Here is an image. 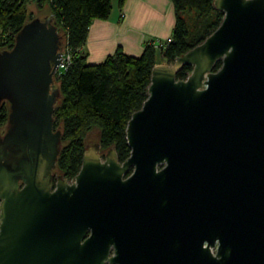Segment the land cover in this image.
Here are the masks:
<instances>
[{
  "label": "water",
  "instance_id": "1",
  "mask_svg": "<svg viewBox=\"0 0 264 264\" xmlns=\"http://www.w3.org/2000/svg\"><path fill=\"white\" fill-rule=\"evenodd\" d=\"M214 6L220 27L154 67L131 156L97 146L55 188L62 37L35 19L0 53V105L37 109L18 116L31 155L0 164V264H264V0Z\"/></svg>",
  "mask_w": 264,
  "mask_h": 264
},
{
  "label": "trees",
  "instance_id": "2",
  "mask_svg": "<svg viewBox=\"0 0 264 264\" xmlns=\"http://www.w3.org/2000/svg\"><path fill=\"white\" fill-rule=\"evenodd\" d=\"M177 15L172 42L160 47L147 44L140 57L127 55L122 48L101 64H88L84 47L95 20H108L113 0H36L40 10L48 7L53 24L72 54L69 69L59 75L62 100L56 120L68 142L58 168L68 181L80 173L86 152V136L98 127L101 145L114 148L123 163L131 156L127 128L133 114L149 98L153 69L166 62L174 64L190 50L204 43L222 24L225 14L216 10L214 0H171ZM125 0L120 1L121 8ZM30 0H0V53L12 50L18 34L30 16ZM35 20V19H34ZM219 62L215 71L220 70ZM184 66L178 79L193 72Z\"/></svg>",
  "mask_w": 264,
  "mask_h": 264
},
{
  "label": "crops",
  "instance_id": "3",
  "mask_svg": "<svg viewBox=\"0 0 264 264\" xmlns=\"http://www.w3.org/2000/svg\"><path fill=\"white\" fill-rule=\"evenodd\" d=\"M120 1L116 5L113 0L108 20H95L91 25L84 47L90 65L105 62L119 48L140 57L147 44L157 46L172 38L177 15L171 0H125L122 8Z\"/></svg>",
  "mask_w": 264,
  "mask_h": 264
},
{
  "label": "flooded vegetation",
  "instance_id": "4",
  "mask_svg": "<svg viewBox=\"0 0 264 264\" xmlns=\"http://www.w3.org/2000/svg\"><path fill=\"white\" fill-rule=\"evenodd\" d=\"M57 77L58 75L55 76V80L52 85V92H51L52 95L55 94L56 96V102L54 105L55 109L53 114L54 121L51 128V133L55 139L53 142L56 144L55 147V152L57 154L55 156L56 168L49 173L50 175H52V184L54 188L59 182L66 180L58 168L60 157L64 149L66 148L65 146L66 141L64 139L62 127L59 126L56 120V109L62 100L60 82L57 79ZM16 108L17 107L14 105V103L9 99H5L0 105V164L7 162L16 165L23 159L24 156H30L32 153V147H29L28 144L23 143L24 140L21 138L26 123L23 124V122L19 119L18 116L24 113L26 116L35 117V114L37 113V109L36 108L28 109L25 106L20 107L19 110H17ZM97 146H100L99 154L101 155L104 161L106 159V155L110 153L111 150L114 149V148L105 149L102 147L101 143L93 144V145H87L86 143V152L90 149H94ZM20 184L23 186V182H20Z\"/></svg>",
  "mask_w": 264,
  "mask_h": 264
},
{
  "label": "rangeland",
  "instance_id": "5",
  "mask_svg": "<svg viewBox=\"0 0 264 264\" xmlns=\"http://www.w3.org/2000/svg\"><path fill=\"white\" fill-rule=\"evenodd\" d=\"M31 5L29 6V12L31 19H41V20H47L50 15V10L48 7H45L41 12H39V7L37 6L36 0H30ZM116 5L118 0H114ZM160 43L158 42V45L156 47H160ZM63 49H66L65 40H63ZM160 63H166V62H160ZM65 72L64 68H61L59 71V74H63ZM101 142V131L98 127H95L91 129L87 136H86V143L87 145H93V144H99ZM68 144V142H65V146Z\"/></svg>",
  "mask_w": 264,
  "mask_h": 264
},
{
  "label": "built area",
  "instance_id": "6",
  "mask_svg": "<svg viewBox=\"0 0 264 264\" xmlns=\"http://www.w3.org/2000/svg\"><path fill=\"white\" fill-rule=\"evenodd\" d=\"M172 42V39H169L167 41V43H171ZM72 54L70 53V51L68 50V48L66 47V49H63V65L60 67L61 68H64L65 72L69 69V67L71 66L72 64ZM59 69V71H60ZM63 72V74L65 73ZM59 74V72H58ZM57 74V75H58ZM63 74H59V75H63Z\"/></svg>",
  "mask_w": 264,
  "mask_h": 264
}]
</instances>
